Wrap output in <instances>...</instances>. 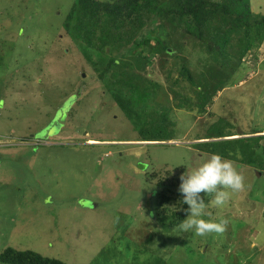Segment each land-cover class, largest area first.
Wrapping results in <instances>:
<instances>
[{
	"label": "rangeland",
	"instance_id": "rangeland-1",
	"mask_svg": "<svg viewBox=\"0 0 264 264\" xmlns=\"http://www.w3.org/2000/svg\"><path fill=\"white\" fill-rule=\"evenodd\" d=\"M71 4L0 0V252L32 250L64 264H264V172L247 163L241 141L229 143L235 158L228 159L244 188L224 207L206 210L227 221L223 232L163 230L147 179L148 172L197 166L209 155L197 142L213 139L204 137H264V40L204 112L187 108L201 92L196 73L209 76L197 44L178 37L177 57H152L144 75L160 84L154 99L169 109L174 143L150 144L138 139L151 124L125 116L65 34ZM250 8L264 13V0H250ZM181 64L193 82L182 80L171 92L167 73L175 78ZM259 142L264 147V138ZM253 158L264 161V151Z\"/></svg>",
	"mask_w": 264,
	"mask_h": 264
},
{
	"label": "trees",
	"instance_id": "trees-1",
	"mask_svg": "<svg viewBox=\"0 0 264 264\" xmlns=\"http://www.w3.org/2000/svg\"><path fill=\"white\" fill-rule=\"evenodd\" d=\"M151 19L159 22L149 28ZM63 28L88 61L96 79L104 85L107 94L124 111L125 116L134 123L144 119L151 124L149 129L141 130L145 138L138 140L165 142L172 140L167 137V127L173 122L169 118V109L154 99L160 84L144 75L152 63L151 58L162 54L177 57V52L181 50L174 47L178 37L186 38L195 46L197 44L198 52L205 55L202 60L199 54L198 61H203L202 69L209 76L196 73L199 75L196 92L199 89L201 92L187 108L204 112L208 98H214L217 90L234 80L233 76L242 70L243 58L263 42L264 13L253 12L250 0H72ZM186 44L183 41L181 48L184 51ZM170 46L171 52L167 49ZM105 47L107 53L103 52ZM114 52L117 55L113 56ZM175 68L173 70L178 76L172 78L171 69L166 77L173 87L171 92L175 88H183V85H179L182 80L193 82L191 71L185 64ZM74 96L77 102L78 93ZM185 104L182 99L177 103L178 106ZM232 135L235 134H217L204 138ZM260 138L264 137L211 140L197 142L196 145L209 154L218 153L226 158H235L232 154L234 150L228 148L229 143L241 141L246 146L242 153L250 154L247 163H254L252 167L263 173L264 161L256 162L253 158L264 151ZM179 169L180 172L174 174ZM182 173L183 166L162 174L155 171L147 173L148 182L156 188V204L152 213L166 231L186 218L184 209L187 205L179 203L182 197L178 192ZM174 206L176 208H171ZM0 262L64 264L59 259L32 250L13 248H5L0 252Z\"/></svg>",
	"mask_w": 264,
	"mask_h": 264
},
{
	"label": "clouds",
	"instance_id": "clouds-1",
	"mask_svg": "<svg viewBox=\"0 0 264 264\" xmlns=\"http://www.w3.org/2000/svg\"><path fill=\"white\" fill-rule=\"evenodd\" d=\"M212 140L219 139L213 138ZM147 142L153 144L152 141ZM154 143L158 142L154 141ZM160 143L174 142L169 140ZM184 167L186 171L179 177L181 182L178 192L182 197L179 203L187 205V208L184 209L186 218L175 227L181 233H194L202 237L211 233L223 232L227 221L223 218L217 220L211 217L206 210L209 207L217 209L224 207L233 193L244 188V176L239 172L233 160L218 153L207 155L195 167ZM209 196L212 199L209 200Z\"/></svg>",
	"mask_w": 264,
	"mask_h": 264
},
{
	"label": "water",
	"instance_id": "water-1",
	"mask_svg": "<svg viewBox=\"0 0 264 264\" xmlns=\"http://www.w3.org/2000/svg\"><path fill=\"white\" fill-rule=\"evenodd\" d=\"M169 52H170V50H169Z\"/></svg>",
	"mask_w": 264,
	"mask_h": 264
},
{
	"label": "bare ground",
	"instance_id": "bare-ground-1",
	"mask_svg": "<svg viewBox=\"0 0 264 264\" xmlns=\"http://www.w3.org/2000/svg\"><path fill=\"white\" fill-rule=\"evenodd\" d=\"M90 142V141H89Z\"/></svg>",
	"mask_w": 264,
	"mask_h": 264
}]
</instances>
